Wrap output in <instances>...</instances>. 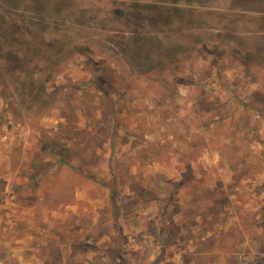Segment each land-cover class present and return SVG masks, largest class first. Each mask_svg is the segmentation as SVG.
Masks as SVG:
<instances>
[{"label":"rangeland","instance_id":"374dc122","mask_svg":"<svg viewBox=\"0 0 264 264\" xmlns=\"http://www.w3.org/2000/svg\"><path fill=\"white\" fill-rule=\"evenodd\" d=\"M0 173V264H264V0H0Z\"/></svg>","mask_w":264,"mask_h":264},{"label":"crops","instance_id":"0c3cea01","mask_svg":"<svg viewBox=\"0 0 264 264\" xmlns=\"http://www.w3.org/2000/svg\"><path fill=\"white\" fill-rule=\"evenodd\" d=\"M7 178H5V176H3V174L0 173V181L1 180H6ZM5 186L3 189H0V217H3V220L5 219V215H7L8 212V208L5 206V203L7 202V200L12 203L15 204L14 202V196L12 195L14 192L12 190L11 184L10 182L5 181ZM1 221V222H5V221Z\"/></svg>","mask_w":264,"mask_h":264},{"label":"trees","instance_id":"16d2710c","mask_svg":"<svg viewBox=\"0 0 264 264\" xmlns=\"http://www.w3.org/2000/svg\"><path fill=\"white\" fill-rule=\"evenodd\" d=\"M38 95V94H37Z\"/></svg>","mask_w":264,"mask_h":264}]
</instances>
